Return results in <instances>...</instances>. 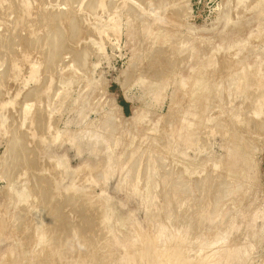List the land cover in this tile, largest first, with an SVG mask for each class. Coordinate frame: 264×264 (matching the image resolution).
Listing matches in <instances>:
<instances>
[{
    "label": "rangeland",
    "instance_id": "obj_1",
    "mask_svg": "<svg viewBox=\"0 0 264 264\" xmlns=\"http://www.w3.org/2000/svg\"><path fill=\"white\" fill-rule=\"evenodd\" d=\"M0 264H264V0H0Z\"/></svg>",
    "mask_w": 264,
    "mask_h": 264
},
{
    "label": "bare ground",
    "instance_id": "obj_2",
    "mask_svg": "<svg viewBox=\"0 0 264 264\" xmlns=\"http://www.w3.org/2000/svg\"><path fill=\"white\" fill-rule=\"evenodd\" d=\"M231 47H232V46H231ZM221 49H222V47H221ZM228 49H230V48H228ZM214 52H215V51H214ZM160 62H161V61H160ZM259 70H260V69H259ZM153 73H154V72H153ZM156 74H157V73H156ZM161 74H162V73H161ZM186 85H187V84H186ZM186 85H185V86H186ZM185 86H184V87H185ZM26 107H27V106H26ZM28 107H29V106H28ZM114 118H115V117H114ZM110 121H111V119H110ZM61 225H62V224H61ZM85 228H86V227H85Z\"/></svg>",
    "mask_w": 264,
    "mask_h": 264
}]
</instances>
